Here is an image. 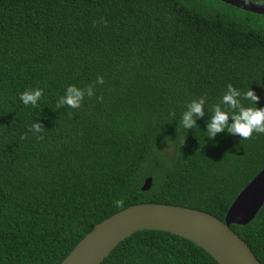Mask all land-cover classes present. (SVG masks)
<instances>
[{"label":"trees","instance_id":"16d2710c","mask_svg":"<svg viewBox=\"0 0 264 264\" xmlns=\"http://www.w3.org/2000/svg\"><path fill=\"white\" fill-rule=\"evenodd\" d=\"M229 83L264 107V14L224 0H0V264H61L95 225L141 202L225 219L264 168V134L210 140L207 109L194 129L178 120ZM71 84L94 95L58 108ZM35 88L38 106H25L19 93ZM36 119L39 134L28 130ZM232 228L264 264V206ZM102 264L220 263L187 237L144 229Z\"/></svg>","mask_w":264,"mask_h":264},{"label":"water","instance_id":"95a60500","mask_svg":"<svg viewBox=\"0 0 264 264\" xmlns=\"http://www.w3.org/2000/svg\"><path fill=\"white\" fill-rule=\"evenodd\" d=\"M246 10L264 14V4L252 0H224ZM146 178L143 188L152 186ZM264 206V168L241 191L222 219L208 211L180 204L141 202L104 219L76 245L61 264H102L119 243L144 229L170 231L187 237L220 264H262L249 243L232 224H247Z\"/></svg>","mask_w":264,"mask_h":264},{"label":"clouds","instance_id":"9594fccd","mask_svg":"<svg viewBox=\"0 0 264 264\" xmlns=\"http://www.w3.org/2000/svg\"><path fill=\"white\" fill-rule=\"evenodd\" d=\"M96 83L103 84L104 77L98 76ZM42 95L43 89L41 88L26 89L19 93V100L25 106L31 105L35 108L38 106ZM93 95V85L90 84L81 88L71 84L65 88L64 93L58 98L57 107L78 109L82 106L85 96L91 97ZM260 99L261 97L252 87L242 92L229 83L226 91L215 104L208 105L204 96L188 102L180 120H178V127H183L186 130L194 129L198 126L197 120L205 116L207 109L211 115L204 132L210 140L215 141L217 134L223 132L238 136L241 141L251 138L254 133L264 134V107L259 106ZM170 115H174V113ZM43 127L42 123L36 119L28 130L34 134H39Z\"/></svg>","mask_w":264,"mask_h":264},{"label":"rangeland","instance_id":"374dc122","mask_svg":"<svg viewBox=\"0 0 264 264\" xmlns=\"http://www.w3.org/2000/svg\"><path fill=\"white\" fill-rule=\"evenodd\" d=\"M166 149H168L171 152L172 149H173V146L172 145H168V146H166Z\"/></svg>","mask_w":264,"mask_h":264}]
</instances>
